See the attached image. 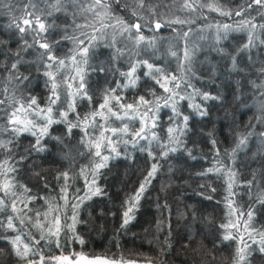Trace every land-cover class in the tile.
<instances>
[{"label": "trees", "instance_id": "16d2710c", "mask_svg": "<svg viewBox=\"0 0 264 264\" xmlns=\"http://www.w3.org/2000/svg\"><path fill=\"white\" fill-rule=\"evenodd\" d=\"M103 2L108 8H98L101 15L95 16L89 10L94 0H0V99L7 100L0 106V142L13 141L8 145L11 152L0 148V164L26 157L10 173L12 192L0 191L5 202L0 206L5 225L0 227V264H39V255L47 264L50 258L74 253L150 264H237L240 237L251 246L244 264H264L258 243L264 234V9L248 8L249 0H187L191 9L185 0ZM238 11L242 14L236 15ZM26 13L41 18L48 28L42 36L49 43L58 41L54 55L65 60L63 67L50 69L59 95L50 115L63 122L49 126L42 152L26 151L36 137L10 132L3 111L28 96L35 97L41 109L49 106L51 83L46 86L48 77L40 66L44 49L33 32L16 28ZM100 20L111 26L102 27ZM135 23L144 37L139 43L130 28ZM82 47L88 48L86 54L80 53ZM17 53L25 61L19 71L29 77L23 84L10 80L5 70ZM80 76L86 96L79 94ZM205 93L212 98L205 100ZM141 96L151 102L148 116L142 105L129 116L120 109V119L107 111L103 117L92 116L106 97L108 107L117 111L115 97L121 104L136 105ZM183 116L189 118L186 124ZM28 119H34L37 130L46 123L42 116ZM69 123L80 127L69 133ZM125 125L127 132L119 131ZM141 128L143 139L135 136ZM98 143L101 155L109 159L96 170L91 185L100 160L95 156ZM153 164L157 171L136 200ZM96 187L100 195L90 193ZM86 193L90 198L80 203L77 195ZM29 197L24 208L20 201ZM129 207L132 218L122 227ZM9 216L14 217L15 230L6 227ZM54 217L60 220L56 235L49 233ZM230 222L239 230L229 226L226 232L222 225ZM38 225L44 226L45 239ZM228 232L236 239L224 240ZM17 235L21 249L30 240L40 241L27 259L18 257L10 243Z\"/></svg>", "mask_w": 264, "mask_h": 264}, {"label": "snow or ice", "instance_id": "6c2138e0", "mask_svg": "<svg viewBox=\"0 0 264 264\" xmlns=\"http://www.w3.org/2000/svg\"><path fill=\"white\" fill-rule=\"evenodd\" d=\"M254 5L261 8V9H264V0H249L248 5H247L248 8H252ZM184 6L187 8H190V9L194 7L192 4L188 3L187 0H185ZM209 7H212V6L209 5ZM98 8L99 9H107L108 4L104 3L103 0H94V3L89 10L92 11L95 16H100L101 13L97 11ZM213 10H216V9H213ZM222 14H227V13H222ZM241 14L242 13L239 11L236 12V15H241ZM29 15L34 17V19L29 18ZM177 22H180V21H177ZM100 24L102 27L111 26V25H105L103 20H100ZM25 26H27V27H25ZM155 27H156V29H159L161 27V23L157 22ZM252 27H255V25H252ZM262 27H264V25H262ZM16 28L20 33H25L26 31H31L35 34L34 39L39 38V39H36V43L39 44V48L44 49V51L40 54V66L45 69L43 74L48 77V81L46 82V86H47V83H49V82L51 83V95L48 98V105L49 106L46 109H41L39 107L35 97L28 96L26 98V100L22 98L19 101H14L12 106H11L10 111L7 108L3 109L4 117L6 118L7 124L11 126L8 129L10 132H12L16 135H19V134L24 133V132H29V133H31V135L36 137L35 143L31 146L30 149L26 150L27 152H33V151L42 152L45 150L44 146L42 144V138L45 135H48L49 126L54 122L55 123L63 122V121H54L50 115L53 111L52 106H54L56 104L57 100L59 99V95L57 94V84L55 82V76L53 75L52 71H50V69L55 68L57 65L63 67L65 65V60L59 59L58 57H56L54 55L55 44L58 43V41H54L53 43H49L47 41L46 37L42 36L43 33L47 32L48 28L45 25V23H43L41 21V18L39 16L35 15V13H31V14L26 13L25 18H23L22 22H19L16 24ZM130 28L135 29V33L138 36L137 43H139L140 41H142L144 39L143 35L140 34L141 25L139 23H135V24L131 25ZM225 28H227V25H225ZM126 30H129V29H126ZM92 39H95V37H92ZM79 43H80V45H84L85 42H84V40H80ZM31 46L32 45L25 44V48L31 47ZM79 51H80V53L86 54L88 52V48L82 47V48H80ZM185 59H188L187 53H185ZM73 61H75V56H73ZM21 63H25V61H23L20 58V54L17 53L15 62L11 63L10 67H6V69H5L6 71H8L10 73V80L15 79L18 84H23L24 81L29 80L28 76H24L19 71L18 65ZM147 67L151 71L153 66L151 64H148ZM38 71H39V69H38ZM155 71L157 73L162 72V70L159 68L155 69ZM134 72H135V66H133L132 70L130 72H128L126 75L131 77ZM78 75H79V73H78ZM163 79L165 81H167L169 79L174 81L175 77H171V78L164 77ZM133 83H134V80H133ZM156 83L160 84V86L163 87L165 89V91H169V89L167 87H165V83H162L160 79H157ZM68 86L71 87V85H68ZM178 86L179 85L174 84V87H178ZM84 87H85V84H84L83 76H80V83L78 85V90H79V94L82 96L87 95V93L84 91ZM203 98L205 100H207V99H210L212 97H210L208 94L205 93V94H203ZM89 99H90V97H89ZM168 99H171V96ZM180 99H183V97H180ZM115 101H116V104L119 106L117 111H113L111 107H108L109 99H108V97H106L104 100V103H102L99 106V110L92 113V116L95 117V116L99 115V116L103 117L104 112L107 111L112 116H115L117 119H120V118H122L120 115V109H124V112H123L124 116H129L132 113L136 112L140 105L144 106V109H145L144 113H143L144 116H148L149 113L152 112V108L149 106L151 104V102L146 100L143 96L139 97V100L137 101L136 105H134V104H121L119 97H115ZM6 103H7L6 99H0V106H4V105H6ZM69 109L74 110V105L69 104ZM173 111H176L174 105H173ZM177 115L179 116L180 114L177 113ZM200 115L201 116L206 115V112L201 111ZM29 116H32L33 118L38 117V116L44 117L46 120L45 126L40 128L39 130H37L36 124L34 123V119H28ZM62 116L66 117L67 113H62ZM88 119H89L88 116L84 117V120L87 121ZM182 119L186 124V122L188 121L189 118H188V116H183ZM72 127H80V125H79V123H77L75 125L69 123V127H68L69 133L71 132ZM117 131L118 130L115 128L111 129L112 134H116ZM119 131L127 132V125H125V127L123 129H120ZM168 131H169V133H171V132H173V129L169 128ZM143 132H144V129L141 128L140 131L135 134V136L139 137L140 139H143L144 138V136L142 135ZM101 135L103 136V132L101 133ZM12 143H13L12 140H9L7 142H0V148L6 149L7 151L11 152L12 149L8 148V145L12 144ZM108 143L111 144V140H108ZM213 143H215V142H213ZM96 148H97V150L95 152V156L100 157V160H99V162H97L95 164V168L93 169V172H92L93 179L90 182L91 185H95L96 170L106 166V162L109 159L108 156H102L101 155V152L99 151V148H100L99 143L96 145ZM113 151H114V149H113ZM164 154L166 155L167 153H164ZM149 155L151 156L152 154L149 153ZM25 158H26L25 156H21L18 160H15L12 165H9L8 161H4L2 164H0V168L3 169V171H0V176H2L4 178V183L0 184V191H3L5 195L12 192V189L15 187V185L13 183L14 178L10 177V173L15 172L16 171L15 164L20 163ZM156 171H157V166L155 164H153L151 171L148 173V176L145 178V182L140 185V189L136 193V198H135L136 200H138L139 196L145 191L146 184L150 183V178L154 176ZM212 171H213V169H208V172H212ZM83 172H84V170L82 169L81 174H83ZM207 174L208 173H204V175H207ZM62 175L65 178V180H67L68 173L65 172ZM86 183H88L87 179H86ZM229 187H231V185H229ZM25 191H28V190L25 189ZM62 191L64 192V196L62 198L65 199V201L67 202V193L64 189H62ZM90 193L92 195H100L101 189L96 187L94 192L91 191V189H90ZM13 195H14V193H13ZM86 198H90L89 193H86L84 197H80L78 195L76 197V199L80 203H83V200ZM31 199L32 198L29 197L28 201L21 200L20 203H22L24 205V208H27L28 202H30ZM4 203H5L4 200L2 198H0V206H3ZM261 203H264V201H261ZM134 206L135 205H133V207ZM77 207H78V204L73 205L74 210ZM133 207H129L124 212L125 219H124L122 227L124 225H127L129 223V220L132 218L130 216V213H132ZM12 208H13L14 212L17 211L15 201H13V203H12ZM20 211H23V209H21ZM37 215H39V213H37ZM247 216L249 219H251L252 213L248 212ZM13 220H14V217H12V216L8 217V221L6 224V227L8 229L15 230V224H14ZM21 223H23V220H21ZM74 224H75V217H73V227H74ZM59 225H60L59 217H54L53 225L49 226V233L52 235L58 234L60 231ZM229 226L237 229V231L239 230L238 224H232L230 222V225H222V227L226 229V232H227V229ZM0 227H5V225L2 222H0ZM38 227H40L41 231H42L44 226L38 225ZM53 227H55V232H53ZM40 238L45 239V236L43 235V231H42ZM223 239L224 240L236 239V236L233 235L232 233L228 232L227 234H225L223 236ZM249 239H251L253 243H257V241L252 237L251 233H249ZM20 241H21V237L19 235H17L13 240L10 241V243L14 246L16 255L22 259H27L29 252H32V247L34 245H38L40 243L39 240H35L34 242L30 240L29 243L23 244V247L21 249L20 247H18ZM80 243L83 244L84 241L82 239H80ZM240 243L243 246L239 247L237 249V256H238L237 264H244V262L246 260L247 251L250 250L251 246L247 243V241H245L243 239V237H240ZM258 243H259V250L261 252H264V234H261V238L258 241ZM38 254L39 253L33 252V255H38ZM45 259L46 258L43 255H39V264H45ZM82 262H83V264H117L116 261H108V260L100 259L98 257L95 259H88L87 257H83V256H75L71 260L67 256L53 257V258L48 259L47 264H82ZM29 264H36V261L30 260ZM128 264H134V262H128Z\"/></svg>", "mask_w": 264, "mask_h": 264}, {"label": "rangeland", "instance_id": "374dc122", "mask_svg": "<svg viewBox=\"0 0 264 264\" xmlns=\"http://www.w3.org/2000/svg\"><path fill=\"white\" fill-rule=\"evenodd\" d=\"M37 226V225H36ZM60 256H67L69 257V259L71 260L73 257L75 256H83V257H87L88 259H95V258H100V259H104V260H108V261H116L117 264H128V262H134V264H150V263H147V262H136V261H128V260H109L107 258H103V257H99V256H86V255H83V254H80V253H74V254H69V255H59V256H56V257H60ZM83 264V262H82Z\"/></svg>", "mask_w": 264, "mask_h": 264}]
</instances>
